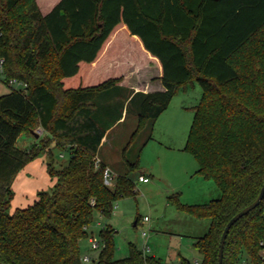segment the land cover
Here are the masks:
<instances>
[{"label": "trees", "instance_id": "16d2710c", "mask_svg": "<svg viewBox=\"0 0 264 264\" xmlns=\"http://www.w3.org/2000/svg\"><path fill=\"white\" fill-rule=\"evenodd\" d=\"M0 58L9 88L0 94V262L85 264L79 241L94 212L108 216L135 192L127 175L106 184L107 166L95 162L112 125L108 102L131 98L138 117L131 144L196 80L203 94L185 148L195 174L214 180L220 195L191 205L169 196L179 210L209 220L194 241L201 259L176 264H218L226 224L264 183V0H0ZM133 66L160 67L163 89L119 93ZM110 96L118 102L103 100ZM38 126L43 133L19 147L18 137ZM54 148L69 154L59 167ZM44 153L52 189L13 207L17 174ZM126 162L131 170L138 160ZM113 234L109 226L100 231L103 247L90 264H171L134 244L114 258ZM262 250L264 198L230 228L223 264H238L243 252L247 264H264Z\"/></svg>", "mask_w": 264, "mask_h": 264}, {"label": "rangeland", "instance_id": "374dc122", "mask_svg": "<svg viewBox=\"0 0 264 264\" xmlns=\"http://www.w3.org/2000/svg\"><path fill=\"white\" fill-rule=\"evenodd\" d=\"M1 60L3 62V59L0 58V94H4L9 88L8 83L4 81ZM9 84H12L11 81ZM14 86L22 87L16 83ZM202 94L203 89L196 80L181 86L173 95L168 107L154 121L152 130L145 128L131 144L128 143L138 123L137 111L130 102L131 98L127 96L124 101L121 99L120 104L108 102L112 111L110 119L107 120L108 124L118 123L119 120L120 122L108 137L102 153L111 162L113 183L118 175H127L135 182V192L125 194L116 201L108 216L94 212V222L88 227V236L79 241L82 258L85 255L90 258L83 261L85 264L97 261L103 247L99 233L107 226L114 231V258L128 256L131 244L143 249L146 243L150 247L147 251L149 255L160 257L169 263L175 264L181 257H186L192 262L201 259L194 247V241L196 236L206 232L209 220L200 221L179 210L175 203L170 201L169 196L178 193L182 203L191 205L207 203L220 193L214 180L195 176L198 163L194 155L185 148L193 122L194 107L199 104ZM103 100L118 102V97L110 96ZM35 132L38 136L41 135L38 128ZM27 134L18 138L19 147H28L35 140L30 142V133ZM38 157L43 159L47 168V153ZM68 160L67 152L54 148L56 167ZM137 160L136 167L130 170L126 161L133 163ZM145 172L150 180L140 182L138 176ZM38 176L39 174H36L32 177L34 186L41 183V189L51 190L53 182L49 173L45 178L47 187ZM209 181L214 184L207 190L203 185ZM16 186L17 184L14 185L15 190ZM15 192L17 194H14V198L17 202L19 193L18 190ZM137 218L139 220L135 224ZM144 231L147 236L143 235ZM91 236L97 239V248L92 247ZM247 261V253L243 252L238 264H247Z\"/></svg>", "mask_w": 264, "mask_h": 264}, {"label": "crops", "instance_id": "0c3cea01", "mask_svg": "<svg viewBox=\"0 0 264 264\" xmlns=\"http://www.w3.org/2000/svg\"><path fill=\"white\" fill-rule=\"evenodd\" d=\"M101 65H98L96 68H98ZM160 74H161V70H160V67H158V66H133V67H130L128 70V76H129L128 83L125 85L119 84L120 90H118V92L125 94V92H127L126 90L128 89V90L132 91L130 94L132 96L133 93L138 92V91L147 92V91H152V90H161V89H163V85L161 84V81L158 79ZM190 83H193V82H190ZM118 97H119V95H118ZM119 122H120V120H119ZM118 123L112 124L111 126H109L107 128L106 135L102 141V144L100 146L99 153H98L99 159L102 162H104L108 168H110L111 162L106 157V155L104 153H102V150H103L102 148H104L106 142L108 141V137L113 132L114 128L117 126ZM37 128L41 129L42 133H43V128L41 126H38ZM23 134H25V132L22 133L21 135H23ZM21 135L18 138H20ZM27 136H29V135L27 134ZM37 137H38V134H35L32 132V133H30V137H28V140L31 142V140L36 139ZM27 145H25V146H27ZM36 174H39L38 179H42L43 185L45 187H47L46 186L47 184H45V178L48 175V171H47L46 164L44 163L43 159H41L39 157L28 162L24 166V168L17 174V176L13 182L12 187L14 189V185L17 184L16 190H18V193H19L18 196L19 197L17 196V199H16L17 202H15V198L13 199V201H12L13 207H26V206L32 204L33 201L35 200L36 196H37V192L40 190H43L40 188L41 186H39L41 183H38L36 187L33 184L34 180L32 177L35 176ZM141 175L149 178V176L147 175V172H145V173H142L138 176V180H139V177ZM192 175H194V174H192ZM195 176L198 178H203L202 176H200L198 174H195ZM50 180L54 184V180L51 177H50ZM149 180H150V178H149ZM204 180H210V179L204 178ZM213 184L214 183H211L209 181L208 184L206 182H204L203 186H205V188L207 190H209ZM16 190L14 189V192ZM215 190H216V188H215ZM16 194H17V192H15V196H16ZM218 194L220 195V193H218ZM171 264H173V263H171Z\"/></svg>", "mask_w": 264, "mask_h": 264}, {"label": "water", "instance_id": "95a60500", "mask_svg": "<svg viewBox=\"0 0 264 264\" xmlns=\"http://www.w3.org/2000/svg\"><path fill=\"white\" fill-rule=\"evenodd\" d=\"M263 198H264V183L256 199L253 202H251L249 205L241 209L239 212H237L228 221L222 233L221 239H220L219 252H218V264H223L224 245H225L226 237L228 235L230 228L235 224L237 220H239L241 217H243L244 215L248 214L251 210L256 208L261 203ZM0 264H6V263L0 262Z\"/></svg>", "mask_w": 264, "mask_h": 264}, {"label": "built area", "instance_id": "2783aa9c", "mask_svg": "<svg viewBox=\"0 0 264 264\" xmlns=\"http://www.w3.org/2000/svg\"><path fill=\"white\" fill-rule=\"evenodd\" d=\"M1 62H2V60H1ZM11 83H12L13 85L16 83V84H19V85L25 86L24 83H20V82L18 83V82H16L15 80H11ZM38 133L41 134V133H42V130H41V129H38ZM95 162H96V164H99L100 159H99L98 157H96ZM104 179H105L106 184H108V185H110V186L113 185V176H112V172H111L110 168H108V167H106V168L104 169ZM139 181H140V182H148V181H149V178L146 177V176L141 175V176L139 177ZM146 219H148V218L146 217ZM143 235H144V236H147V232L144 231V232H143ZM90 241H91V244H92V247H93V248H97V247H98V241H97V239H96L94 236H91V237H90ZM149 249H150V247L145 243V244H144V247H143L144 252L149 251ZM261 254H262V257H263V259H264V250L261 251ZM89 259H90V258H89L88 255H85V256L82 258L83 261H88ZM196 262H197V261H196Z\"/></svg>", "mask_w": 264, "mask_h": 264}]
</instances>
